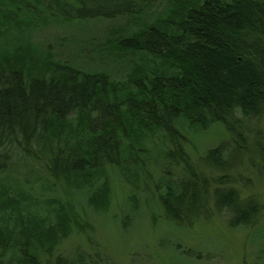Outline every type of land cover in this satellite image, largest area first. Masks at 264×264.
<instances>
[{"label": "trees", "instance_id": "16d2710c", "mask_svg": "<svg viewBox=\"0 0 264 264\" xmlns=\"http://www.w3.org/2000/svg\"><path fill=\"white\" fill-rule=\"evenodd\" d=\"M151 4L0 0V171L21 160L43 159L50 177L88 186L91 203L105 208L109 170L133 179L142 166L139 156L149 152L141 137L163 127L173 147L162 149L160 159L165 169L178 170L176 182L167 181L172 177L167 171L169 178L158 186L166 219L192 226L198 218L219 213L227 214L230 227L254 226L263 215V202L244 196L230 172L254 153L264 161V134L251 136L264 116V0H176L164 18L174 19L171 26L147 24L109 41L113 45L104 48L105 57L130 54L139 60L119 79L107 69L83 71L70 62L44 61L45 56L34 62L31 26L135 17ZM11 24L15 31L8 30ZM142 55L167 62L174 71L157 63L142 66ZM180 119L199 130L221 123L229 138L209 148L203 164L194 162L178 147ZM7 187L0 190V220L6 224L0 230V264L9 253L8 260L18 264H49L71 219L67 205L56 199L46 217L35 215L26 195ZM13 212L18 214L12 217ZM61 258L53 264L83 262Z\"/></svg>", "mask_w": 264, "mask_h": 264}, {"label": "rangeland", "instance_id": "374dc122", "mask_svg": "<svg viewBox=\"0 0 264 264\" xmlns=\"http://www.w3.org/2000/svg\"><path fill=\"white\" fill-rule=\"evenodd\" d=\"M174 2L176 0H151L146 12L135 17L97 18L65 24L52 20L50 27H45L44 23L34 26L36 29L31 26L36 53L34 62L36 64L39 57L45 56L44 61L70 62L83 71L107 69L119 79L131 62L139 60L130 54L120 60L115 59V55L105 57L104 48L112 47L113 44L108 43L119 32L141 31L145 25L153 23L165 29L171 26L174 19L164 18L175 9ZM16 27L11 24L8 30L15 31ZM2 39L4 37L0 36L1 43ZM139 63L144 66L157 62L142 55ZM157 64L166 72L174 71L167 62ZM36 72L35 75L40 74ZM176 126L182 134V139L177 141L178 147L197 163L203 164L205 152L229 138L221 123L199 130L180 119ZM254 127L252 137L257 135L256 131L264 134V116ZM249 140L253 154L254 141L250 137ZM140 142L149 151L139 156L142 166L134 170L130 180H126L118 169L109 170L110 199L101 209L89 200L88 186L50 177L43 159H30L29 163L21 160L8 170L0 171V190L10 184L7 188L21 191L26 195L27 208L35 215L39 212L40 216L46 217L47 208L53 204L50 201L56 199L67 205L64 210L71 219L64 225L66 234L55 248L49 264H53L59 254L63 256L62 261H83L80 264H264V211L258 224L236 228L228 225L227 214L219 213L210 218H198L192 226L169 221L164 216L158 186L160 181L169 178L167 171L172 176L167 181H177L178 170L165 169L160 159L162 149L173 147L172 142L163 127H153ZM230 174L244 196L255 195L264 205V161L258 155L244 157ZM10 193L15 195L14 191ZM17 214L13 212L12 217ZM5 225L0 220V230ZM11 254L4 255L2 264H18L8 260Z\"/></svg>", "mask_w": 264, "mask_h": 264}]
</instances>
